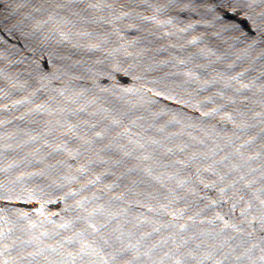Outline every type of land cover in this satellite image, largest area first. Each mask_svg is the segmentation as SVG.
<instances>
[{
	"label": "water",
	"instance_id": "water-1",
	"mask_svg": "<svg viewBox=\"0 0 264 264\" xmlns=\"http://www.w3.org/2000/svg\"><path fill=\"white\" fill-rule=\"evenodd\" d=\"M0 264H264V0H0Z\"/></svg>",
	"mask_w": 264,
	"mask_h": 264
}]
</instances>
